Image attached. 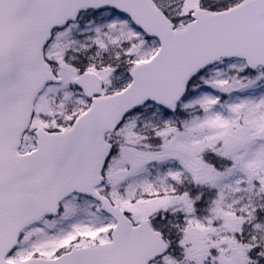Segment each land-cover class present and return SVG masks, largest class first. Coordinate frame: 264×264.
Here are the masks:
<instances>
[{
    "label": "snow or ice",
    "instance_id": "snow-or-ice-1",
    "mask_svg": "<svg viewBox=\"0 0 264 264\" xmlns=\"http://www.w3.org/2000/svg\"><path fill=\"white\" fill-rule=\"evenodd\" d=\"M0 264H264V0H0Z\"/></svg>",
    "mask_w": 264,
    "mask_h": 264
}]
</instances>
